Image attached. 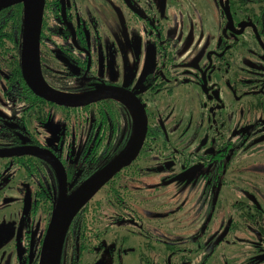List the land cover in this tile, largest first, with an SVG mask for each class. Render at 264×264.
<instances>
[{"label":"flooded vegetation","instance_id":"obj_1","mask_svg":"<svg viewBox=\"0 0 264 264\" xmlns=\"http://www.w3.org/2000/svg\"><path fill=\"white\" fill-rule=\"evenodd\" d=\"M187 1L196 12H188L190 8L171 12L182 7L176 6L177 0H162L160 7L155 0H47L54 12L40 13L41 73L53 90L87 95L125 88L147 116L137 156L75 214L57 264H264V10L251 0H203L206 11ZM225 6L229 12H224ZM10 7L0 9L2 23ZM180 13L181 24L175 25L173 37L169 22L177 14L180 20ZM2 23L1 94L15 108L18 104L19 112L0 117V133L7 136L11 130L9 136L17 141L0 149L27 145L49 149L64 169L70 193L128 147L131 139L107 162L132 136L137 115L130 104L115 98L82 107L47 101L31 90L27 71L24 82L10 88L7 78L10 63L15 62V45L10 25L5 31ZM133 35L144 44L140 49L145 48V54L132 52L133 73L139 75L128 77L121 65ZM119 48L125 50L122 57ZM138 60L143 65H137ZM70 79L78 83L71 85ZM30 119L56 128L57 140L43 145L29 130ZM76 128L84 135L74 142L70 129ZM26 156L46 162L39 161L28 175L8 160ZM12 157H4L1 164L3 175L10 173L9 181L19 170L25 179L38 180L34 198L29 181L18 180L25 187L23 198L29 199L25 213L33 216L41 203L54 210V195L58 198L60 190L56 164L46 155ZM43 175L49 176L51 187L42 182ZM155 176L159 180L151 181ZM39 189L46 191L44 199L36 196ZM98 192H103L100 203L93 201ZM165 202L174 204L167 209ZM95 209L100 210L99 227L91 231ZM75 217L78 221L73 222ZM161 220L170 231L160 223L153 227ZM25 231L15 259L17 264H37L41 244L33 256L32 230ZM153 240L161 241L157 250Z\"/></svg>","mask_w":264,"mask_h":264},{"label":"water","instance_id":"obj_2","mask_svg":"<svg viewBox=\"0 0 264 264\" xmlns=\"http://www.w3.org/2000/svg\"><path fill=\"white\" fill-rule=\"evenodd\" d=\"M222 0H220L221 2ZM43 0H0V9L22 4L21 51L25 69L30 77L29 87L38 96L47 101L66 107H82L106 98L120 99L134 109L137 118L131 141L128 147L115 159L110 161L91 177L80 183L72 192H67V180L59 160L47 148L27 145L20 148L0 149V158L30 154L46 155L57 166L60 177L58 198L45 229L37 264H57L61 242L67 226L75 214L88 202L96 191L104 185L122 167L130 164L142 147L146 131L147 116L144 106L129 90L121 87L103 88L87 95H66L53 90L45 81L39 60V31L37 13H41ZM224 12H229L227 6ZM25 212L29 210V199L26 198ZM31 253V252H30Z\"/></svg>","mask_w":264,"mask_h":264},{"label":"rangeland","instance_id":"obj_3","mask_svg":"<svg viewBox=\"0 0 264 264\" xmlns=\"http://www.w3.org/2000/svg\"><path fill=\"white\" fill-rule=\"evenodd\" d=\"M156 1V6L160 7L162 0H155ZM193 5L200 9L201 11H206L207 9V5H205V1L203 0H190ZM178 3H176V6H180V4H182V7H175L174 9H170L171 12H185V8H187L189 10L188 12H196L194 11L193 7H189V5H191L190 3L188 4L187 0H182V3L177 0ZM210 10H212L213 5H210ZM166 10H168V6L166 4ZM181 14V13H180ZM40 12L37 13V18L40 17ZM182 14L180 16V20L177 15H174L171 17L170 19V26L169 28L171 29V36L173 37H177L176 33H175V25H179L181 24V18H182ZM189 22V18H185V24ZM119 32L127 39V37L124 35L123 33V28L119 29ZM128 43V42H127ZM192 40H189L187 45H191ZM141 41L137 40V36L133 35L132 37V43H128V49H127V53L128 57L123 58L122 61V65H121V70L123 75L125 73H127L128 77H130L131 75H133V71H135L134 69V64L133 63V59H132V52L136 51V53L140 54V50H142V56L143 54H145V48H141ZM146 44V42H145ZM144 45V44H142ZM148 48L151 47V44H147L146 45ZM134 49V50H133ZM125 50L120 49L119 48V57L123 56ZM140 51V52H139ZM55 63V61H54ZM143 61L138 60L137 65H143ZM120 65V64H119ZM53 71L56 70V66L53 65ZM101 69L100 65H97V73H99ZM135 76H138V73L134 74ZM78 83V79H70V83L71 85H75ZM3 87V81L0 77V117H7L10 118L12 117V113L14 112V114L16 112H19V105L14 103L16 105V108L13 104L9 103L6 101V99L2 96L1 94V88ZM176 96V95H175ZM133 116H134V112H132ZM82 119V117L80 118ZM83 120V119H82ZM81 120V121H82ZM57 120L54 119V123ZM43 125H39V123H37L36 120L30 119L29 122V130L32 132V134L43 144L46 145L48 141H56L58 138V130L56 128H52L49 127L48 125H44V123H40ZM47 124V123H45ZM60 127L62 126L61 121H59ZM134 130V129H133ZM71 136H75L74 138V142L78 141L79 138L80 141L83 138V132L80 131V129L76 128L75 130H71ZM70 139V138H69ZM79 141V142H80ZM78 142V143H79ZM79 148V147H78ZM78 153V151H75ZM65 153V151H64ZM76 153V154H77ZM5 158H0V264H17L16 261V257L19 255V251H20V247H21V242L19 241V238L21 237L22 234V240L24 238V234L26 233L25 230H28L29 228L32 230V244H33V256L35 254L36 251H38L39 249V244L41 239L43 238L44 232H45V228L47 226V223L49 222V219L51 217V214L53 212V209H49L45 203V206H42V203L39 206V209L36 210V213L31 216L30 213L27 214L25 213V197L24 196V189L25 187H23L21 184H19L18 180H25V181H29V190L32 191V197L34 198V190L39 188L38 187V180H36L35 177H31L30 179H25L23 177L22 171L19 170L17 173H15L14 177L12 180L9 181L7 177V175L9 176L10 173L8 172L7 175H3L4 172L6 170L3 169V167L1 168V164L4 163ZM13 169H15L13 167ZM42 172V170H40V173ZM1 175H3L1 177ZM146 179V178H145ZM159 180L158 177H154L153 180L151 179V181L157 182ZM150 181V182H151ZM42 182L44 184L51 187V181L49 179L48 175H43L42 177ZM51 192V190H49V193ZM54 193V192H53ZM157 194V192H156ZM31 195V194H30ZM173 197V196H172ZM171 197V199H172ZM103 198V192H98L94 198L93 201L95 202H99L100 200ZM57 196L56 194L54 195V199L56 201ZM165 204H167L165 202ZM174 202H171L169 204H167L168 207H164V208H169V206L173 205ZM31 206V203H30ZM55 207V206H54ZM29 211V210H28ZM98 214L100 215V210L98 212V209H95V213H94V217H97ZM175 214H171V217H174ZM192 216V215H191ZM190 216V217H191ZM94 222L92 223V227L93 229L91 231L94 230V228H98L99 227V217H97V220H93ZM164 222H166V220H161V221H156L154 222V226L156 228V224L160 223L163 224ZM164 225V224H163ZM165 228H167V230H171L170 227L168 226V224L164 225ZM174 227H178L179 226H174ZM185 227V226H183ZM187 227L185 228H179V229H187ZM194 229V226L189 228L187 230L188 231H192ZM158 232H160V230H157ZM112 234L109 233L108 235V239H112ZM42 242V241H41ZM152 242H154V248L157 250L160 247L158 240H153ZM41 246V245H40ZM39 253V252H38ZM109 253L107 252L106 255H108ZM15 259V262H14ZM105 264H109V261H106ZM199 264V263H197Z\"/></svg>","mask_w":264,"mask_h":264},{"label":"trees","instance_id":"obj_4","mask_svg":"<svg viewBox=\"0 0 264 264\" xmlns=\"http://www.w3.org/2000/svg\"><path fill=\"white\" fill-rule=\"evenodd\" d=\"M243 1L245 2L247 0H243ZM251 1H256V3L260 4L262 6L261 8L264 10V0H251ZM243 9H246V7H243ZM6 11L8 12V17L6 18L4 23L1 22V18H0V23L3 24L1 27H2V29H5V31L7 29L6 27L8 25H10V27H11L10 28V32H11L10 40H11V43L15 45V53L12 54L13 57L15 58L14 59L15 62L10 63V73H9L8 78H7L9 81V85H10L9 87L14 88V87H16L15 86L16 84H19V82H24V80L22 79V76H23V78H25V73H26V69H25V66L23 63V58L21 57V50H20V40H21V30H22V6H21V4H16L14 6H11ZM41 12H54V6L53 5H47V0H43ZM0 40H1V38H0ZM11 50H14V49L11 47ZM41 101H44V100H41ZM44 102H46V101H44ZM72 109H75V108H72ZM84 109H86V108L84 107ZM112 112H113V110H112ZM97 113L100 115V112H97ZM97 113L95 114L97 117L96 124H98L100 121ZM132 126L133 125L131 124V130H132ZM3 128L6 131H8V128H6V127H3ZM129 130H130V126H129ZM10 132H12V131L9 130L7 136H5L3 133H0V147L13 146L15 143H17V141L15 142V140L12 138V136H9ZM129 139H131L130 135H129L128 139H126V141L124 140V144L122 145V148L120 149V151L118 153L116 152L112 157H110L107 160V162L112 160L115 156H117L121 151H123L125 149L128 142L130 141ZM4 141L9 142V144L3 143ZM8 160H10L11 162H15L14 166L17 168L24 169V171L27 172L28 175L33 172V170L36 168V165L39 161L46 162L43 158L34 157V156L12 157V158H8ZM35 194L40 199H44L46 197V191L43 189H39L38 191L35 192ZM51 208H53V207H50V209ZM35 210L36 209H32L33 212ZM74 221H78V217L77 218L75 217L73 222ZM70 224H72V223H70ZM70 224L68 225L66 230H68V228L70 227ZM83 224L84 223L82 222V225ZM26 261H28V260L26 259Z\"/></svg>","mask_w":264,"mask_h":264}]
</instances>
